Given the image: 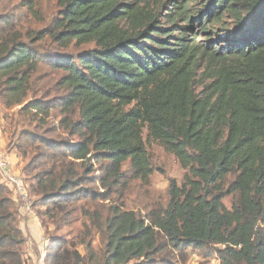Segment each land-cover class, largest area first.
<instances>
[{
	"label": "trees",
	"instance_id": "trees-1",
	"mask_svg": "<svg viewBox=\"0 0 264 264\" xmlns=\"http://www.w3.org/2000/svg\"><path fill=\"white\" fill-rule=\"evenodd\" d=\"M37 2L24 4L32 16ZM55 5L51 28L34 36L0 20L1 104L21 105L51 134L26 138L41 149L37 164L102 160L117 184L128 162L132 177L148 184L146 130L186 171L182 185L170 181L167 206L158 212L142 217L114 208L103 224L93 214L105 239L102 264H152L163 250L209 246L219 264H264V0ZM45 37L62 50L93 48L45 58L33 49ZM40 65L62 73L57 85L65 96L24 104ZM41 181L49 187L47 211L64 213L71 183ZM8 192L0 184V264H26ZM226 196H236L231 209L222 203ZM46 248V264H84L61 238Z\"/></svg>",
	"mask_w": 264,
	"mask_h": 264
},
{
	"label": "rangeland",
	"instance_id": "rangeland-1",
	"mask_svg": "<svg viewBox=\"0 0 264 264\" xmlns=\"http://www.w3.org/2000/svg\"><path fill=\"white\" fill-rule=\"evenodd\" d=\"M27 1L0 0V20H8L11 27L14 26L22 33L28 32L32 36L36 32L50 29L58 12L55 0H38L33 16L26 10L24 4ZM92 48L93 45H89L62 50L48 37L37 41L33 46L38 55L45 58L57 54L75 56ZM61 76L62 73L53 72L48 67L40 65L32 77L31 92L24 104L63 98L65 92L57 85ZM22 108L20 105L6 109L0 100V146L8 156L15 158L14 162L18 165L20 176L30 195L32 204L30 216L21 211L16 195L1 175L0 184L9 190L7 197L12 201L13 211L16 212V225L24 233L25 242L20 249L26 264H46L48 256L46 247L59 238L65 241L66 246L75 247L79 254L85 256L84 264H89L88 261L92 264H102L105 239L101 232L92 226L93 214L99 219L100 224L104 223L114 208L146 217L149 213L158 212L167 206L170 181L178 185L183 183L186 171L159 144L147 139L146 130L142 136L153 168L148 184L132 177L128 162L122 164L120 169L122 178L117 184L108 180L109 175L106 173L109 166L102 160L80 163L64 157L60 162L45 161L37 164L41 161L38 159V156H42L38 155L42 154L41 149L36 144L26 141V138L28 134L50 138L51 134L47 131L48 126L35 122L33 114ZM60 134L62 139L73 142V138L62 132ZM40 179L41 182L53 179L56 187L65 180L71 183L69 198L71 201L66 204L64 213L47 211L48 197L44 194H48L46 191L49 187L48 184H39ZM232 180L233 178H229L227 183ZM235 202L236 196H226L222 200L227 209H231ZM152 260V264H219L213 246L203 247L201 250L187 249L181 254L167 249L153 256ZM128 264L148 263L141 259Z\"/></svg>",
	"mask_w": 264,
	"mask_h": 264
},
{
	"label": "built area",
	"instance_id": "built-area-1",
	"mask_svg": "<svg viewBox=\"0 0 264 264\" xmlns=\"http://www.w3.org/2000/svg\"><path fill=\"white\" fill-rule=\"evenodd\" d=\"M0 175L3 180L6 182L7 186L11 188L14 194L17 197L20 208L23 213L28 214L29 216L32 213V204L30 200V195L25 188L23 183V178L19 173L14 174L9 168L8 161L4 155L0 154Z\"/></svg>",
	"mask_w": 264,
	"mask_h": 264
},
{
	"label": "crops",
	"instance_id": "crops-1",
	"mask_svg": "<svg viewBox=\"0 0 264 264\" xmlns=\"http://www.w3.org/2000/svg\"><path fill=\"white\" fill-rule=\"evenodd\" d=\"M0 143H1V138H0ZM0 154L4 155L6 157L8 164H9V168H11V171L14 174H17V173L20 174V170L18 168V165H16V162H14L15 158L12 156H8L7 153L4 151V148H1V146H0Z\"/></svg>",
	"mask_w": 264,
	"mask_h": 264
}]
</instances>
